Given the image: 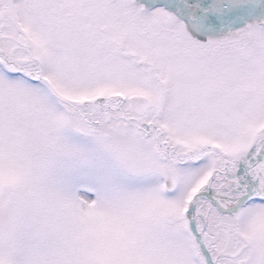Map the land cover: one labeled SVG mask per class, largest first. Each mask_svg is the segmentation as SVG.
<instances>
[{
  "label": "snow or ice",
  "instance_id": "obj_1",
  "mask_svg": "<svg viewBox=\"0 0 264 264\" xmlns=\"http://www.w3.org/2000/svg\"><path fill=\"white\" fill-rule=\"evenodd\" d=\"M0 264H264V0H0Z\"/></svg>",
  "mask_w": 264,
  "mask_h": 264
}]
</instances>
